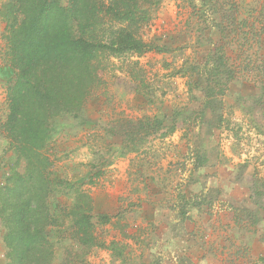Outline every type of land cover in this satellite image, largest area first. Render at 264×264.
I'll use <instances>...</instances> for the list:
<instances>
[{
  "label": "rangeland",
  "instance_id": "obj_1",
  "mask_svg": "<svg viewBox=\"0 0 264 264\" xmlns=\"http://www.w3.org/2000/svg\"><path fill=\"white\" fill-rule=\"evenodd\" d=\"M7 1L0 0V7ZM156 1L138 36L167 51L99 56L98 83L83 112L59 117L45 149L57 185L50 204L60 220L59 210L74 196L65 184L82 185L93 214L110 218L105 224L95 221L99 248L78 246L67 221L49 230L55 260L259 264L264 257V0ZM101 22L96 35L106 40L115 24ZM4 25L0 17V189L13 163L1 129L6 89L14 79ZM216 25L236 31L227 45ZM220 42L233 78L213 85L208 104L205 77L189 69L202 66ZM146 121L150 128L143 131L139 123ZM155 121L161 123L157 129Z\"/></svg>",
  "mask_w": 264,
  "mask_h": 264
},
{
  "label": "trees",
  "instance_id": "obj_2",
  "mask_svg": "<svg viewBox=\"0 0 264 264\" xmlns=\"http://www.w3.org/2000/svg\"><path fill=\"white\" fill-rule=\"evenodd\" d=\"M157 3L156 0H8L0 7L9 67L14 71L13 82L6 89L7 114L1 125L13 157L6 183L0 189L5 264H57L48 234L65 221L78 246L102 247L95 235V221L105 224L110 218L93 214L91 198L82 185L65 184L74 196L59 210L61 220L52 211L50 203L57 185L50 178L53 162L45 149L56 133L59 117L77 118L83 112L92 88L98 83L99 56L140 57L152 51H167L138 36V30L148 24L152 7ZM103 18L115 24L106 40L96 35ZM215 29L221 42L226 38L225 45L229 34L236 33L219 25ZM221 42L208 51L202 66H188L190 72L199 71L205 77L203 96L208 104L215 95L213 85L220 87L223 78H233L226 67L227 60L223 63L226 57ZM182 72L185 73L183 68ZM153 124L155 129L161 125L157 121ZM139 125L143 131L150 128L148 121ZM170 130L173 133L175 127ZM21 165L23 171L19 172ZM259 264H264V257Z\"/></svg>",
  "mask_w": 264,
  "mask_h": 264
},
{
  "label": "crops",
  "instance_id": "obj_3",
  "mask_svg": "<svg viewBox=\"0 0 264 264\" xmlns=\"http://www.w3.org/2000/svg\"><path fill=\"white\" fill-rule=\"evenodd\" d=\"M2 234H3V231L0 232V264H5L6 263V260H5V257H4L5 250H4L2 241H1Z\"/></svg>",
  "mask_w": 264,
  "mask_h": 264
}]
</instances>
